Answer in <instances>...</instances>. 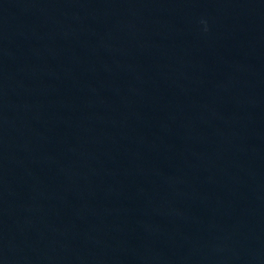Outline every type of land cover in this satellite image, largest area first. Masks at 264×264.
Returning a JSON list of instances; mask_svg holds the SVG:
<instances>
[{"label":"water","instance_id":"water-1","mask_svg":"<svg viewBox=\"0 0 264 264\" xmlns=\"http://www.w3.org/2000/svg\"><path fill=\"white\" fill-rule=\"evenodd\" d=\"M0 264H264V0H0Z\"/></svg>","mask_w":264,"mask_h":264}]
</instances>
